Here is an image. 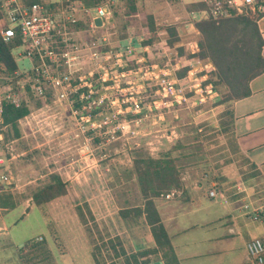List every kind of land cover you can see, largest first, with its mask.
<instances>
[{"label":"rangeland","instance_id":"rangeland-1","mask_svg":"<svg viewBox=\"0 0 264 264\" xmlns=\"http://www.w3.org/2000/svg\"><path fill=\"white\" fill-rule=\"evenodd\" d=\"M187 1L189 0H140L134 17H122L128 12L127 0H123V6H120L119 0H109L108 6L115 9V15L100 29L109 43L113 44L118 43L116 40L121 35L138 33L145 37L152 31L154 36L147 42L155 45L153 44L147 63H157L159 66L166 64L173 74L171 76L176 79L178 88L175 87L177 90L181 89L178 93L184 100L171 105L161 104L166 99L156 91L155 85L151 90H155L152 97L158 106L151 110L120 113V109L127 103L119 102L118 105L114 100L110 109L119 110L118 125L123 124L122 129L86 140L81 134H73L70 119L63 106L49 101L48 105L39 108L41 103L37 97L28 93L25 94V101L33 114L16 120L14 125L8 123L2 126L0 150L8 164L0 166V172L10 173V176L4 186L0 182V192L6 193L5 199L16 204L2 213L3 208L0 207V264H92L88 240L96 236L97 231L87 217L86 226L90 232L88 238L86 226L78 220L74 208L78 206L82 212L87 211L81 195L86 194L91 199V195L99 199L101 197L105 212L111 211L115 206L140 204L143 199L137 186L133 160L159 157L167 149L181 179V186L170 185L162 189L151 197L155 204L161 202V199H171L163 196L165 191L171 188L181 190L184 185L182 176L187 183H197V189L201 190L206 189L212 179H219L223 173V180L238 178L240 187L249 186L248 181L242 177L247 172V165L234 150L233 136L229 128L225 127L229 120L225 110L229 108L230 101L223 99L234 94V84L227 79L219 80L215 75L217 67L212 61L214 59L205 36L192 24L193 20L202 17V13L198 10L188 11ZM58 4L62 2L57 0L51 6L57 5L59 8ZM92 7V0L76 1L73 17L88 16ZM127 22L133 26L132 31H123ZM108 25L112 28H107ZM243 33L238 26L231 32L228 30L227 36L238 39L237 43L240 45L245 39ZM175 37L176 40L167 46V40ZM143 40L142 38L141 44ZM128 42L133 47L139 44L135 39ZM109 43L105 46L110 45ZM136 55L144 63L145 52ZM15 61L18 65L26 64L24 58H15ZM127 63V66L136 64L132 61ZM141 75L137 69L132 74L123 75L121 90H109L107 96L112 99H115V95L121 97L119 93L129 96L131 94L128 91L140 92L141 87L142 94L144 84L141 83ZM146 91L148 90L145 89L144 92ZM55 111L60 117L53 115ZM62 129L66 133H61ZM139 153L142 156L139 157ZM54 156H57L60 163L54 165ZM73 157L84 168L70 162V177H66L67 174L60 176L56 171L63 170V166L67 169L68 164L64 163ZM66 158L67 161L63 162ZM54 166L57 167L56 171ZM141 167H145V164L142 163ZM77 169L84 172L82 177L79 175L74 180L72 171ZM50 173L57 174L65 182V192L50 206L45 202L41 213L33 205L30 196L50 179ZM148 175L149 173L144 172L141 178ZM250 186L254 187L252 184ZM257 193L259 192L254 195ZM249 198H252L250 194ZM68 222L72 225H68ZM97 223L99 229L103 230L102 226L105 225L101 221ZM37 237H42L45 241L47 255L42 252L31 255L26 249L17 251L24 242ZM96 241H99L98 238ZM101 249L104 254L103 248ZM109 260L106 256L105 263Z\"/></svg>","mask_w":264,"mask_h":264},{"label":"built area","instance_id":"built-area-1","mask_svg":"<svg viewBox=\"0 0 264 264\" xmlns=\"http://www.w3.org/2000/svg\"><path fill=\"white\" fill-rule=\"evenodd\" d=\"M59 1L62 4H58L60 7L57 8V5L51 6L57 0H0V40L9 45L15 62L10 71H2L4 67L0 62V144L3 140L2 126H6L1 116L4 103L9 102L13 106L26 104L25 94L28 93L42 100L39 108L48 105L49 101L63 106L73 134H81L86 140L122 129L123 124L118 125L119 110L110 109L114 100L118 105L127 103L120 113L151 110L158 106L152 97L155 95V90H151L154 85L161 97L166 99L161 104L171 105L184 100L178 93L181 89L177 90L176 79L171 76L169 67L147 63L145 57L142 63L141 57L136 54L143 52L144 48L136 52L126 39L113 44L103 36L99 29L109 22V0L93 5L89 17L85 19L73 17L74 4L78 0ZM194 1L204 4L198 10L202 17L246 14L251 8L264 13V0ZM96 16L100 19L99 24L94 22ZM78 19L82 25L77 22ZM108 43L110 45L105 46ZM15 58H24L26 64L18 65ZM129 61L136 64L127 66ZM136 69L142 74V94L141 87L140 92L128 91L129 96L121 93V97L115 95V99L107 96L109 90H121L122 76L132 74ZM145 89L148 91L144 92ZM32 114L33 111L28 110L17 120ZM53 115L59 114L55 111ZM6 165V157L0 150V166ZM9 176L10 173L0 172L3 186L8 183ZM179 193V189L171 188L163 196L172 198ZM213 193V189L208 190L209 195ZM257 210L261 211L259 208L252 209L256 211L255 217ZM244 249L255 264H264V231L246 239Z\"/></svg>","mask_w":264,"mask_h":264},{"label":"crops","instance_id":"crops-1","mask_svg":"<svg viewBox=\"0 0 264 264\" xmlns=\"http://www.w3.org/2000/svg\"><path fill=\"white\" fill-rule=\"evenodd\" d=\"M119 1H121L120 6H123V0ZM138 1L140 0H127L126 11L128 12L122 17H134L137 14ZM114 11L115 9H111L110 6L109 21L110 17H114ZM256 25L262 42L260 54L264 57V13L257 18ZM107 28L112 27L108 25ZM123 29V31H132L133 26L127 22ZM121 36L117 38V42L121 39L128 41L135 39L139 42L134 47L135 51L138 52L144 48L145 58L149 59L154 43L144 41L141 44V39H145L148 35L141 37L138 33H129ZM164 66L167 65L164 64ZM248 88V94L233 99L231 107L234 137L239 153L244 158L243 162L247 165V172L242 177L243 180L248 181L249 186L240 187L238 178L223 180L225 176L223 173L219 178L220 181L217 178L212 179L210 185L201 190L197 189L199 187L197 183H187L182 176L184 185L174 199H161V202L154 203L178 264H255L247 256L244 242L249 237L264 231V69L248 81ZM60 132L66 133L64 129ZM74 146L78 147L76 144ZM74 157L64 163L68 164L67 169L63 166V170L56 171L57 167L54 166V170L60 176L67 174L66 177L69 178L70 162L84 168ZM52 161L54 165L57 162L60 163L57 156H54ZM87 161L90 162L91 159ZM78 171L79 169L72 171L74 180L78 179L79 175L82 177L84 170ZM251 184L254 187H251ZM209 189H213L212 195L208 194ZM256 192H259L257 193L259 197L254 195ZM249 194L253 201L250 200ZM91 196L92 199L86 194L81 195L94 222L98 225L97 222L101 221L110 235H117L126 252L154 248L149 225L145 222L143 215L121 218L118 213L119 206H115L111 211L107 209L109 211L105 212L101 197L100 200L99 197ZM56 200L57 197L48 202L49 206ZM244 204L247 206L245 207ZM253 208L261 210H257L256 217V211H252ZM85 216L87 217V211ZM68 225L72 224L68 222ZM159 253V250L148 253L147 255L152 256L143 264H162ZM114 260L117 264L121 257ZM91 262L94 264L92 259Z\"/></svg>","mask_w":264,"mask_h":264},{"label":"trees","instance_id":"trees-1","mask_svg":"<svg viewBox=\"0 0 264 264\" xmlns=\"http://www.w3.org/2000/svg\"><path fill=\"white\" fill-rule=\"evenodd\" d=\"M25 1L29 2L33 0ZM92 1L93 5L101 2V0ZM186 6H188L186 8L188 11H197L202 9L204 4L199 1H190ZM261 14H263L262 11L251 8L246 14H233L227 17H201L192 22L198 32L200 31L205 36L207 47L214 59L212 61L215 67H217L215 74L217 78L224 81L227 79L234 84V94L223 99L230 101L229 108L225 110L229 116V120L225 127L229 128L233 136L234 150H236L241 157L242 155L239 153L233 133L231 101L248 94V81L264 69V57L260 54L262 42L256 25V20ZM86 17H89V15H86ZM86 17L83 18L85 19ZM77 22L82 25L81 20L78 19ZM238 26L244 31L243 34L245 36V39L240 45L237 43L238 39H231L227 36L228 30L231 32ZM148 30L151 31L150 29ZM152 36H154V33L151 31L142 42L145 40L151 41ZM174 40H176V37L172 40H167L168 43H166V45L169 46ZM0 62H2L4 67L2 71H10L15 66L13 57L9 51V45L2 42V40H0ZM228 81L226 82L228 83ZM37 100L39 103L42 102L40 98H37ZM27 111L28 106L25 103L19 106H13L11 103L6 102L1 111L3 123L14 125L17 118L24 115ZM221 125L224 126L222 123ZM16 132L17 130L15 128L14 133L16 134ZM138 156L140 157L142 155L139 153ZM142 163L145 164V167H141ZM133 167L137 175V186L143 201L140 204L135 203L134 205L120 206L118 213L121 218L125 219L143 215L145 222L149 225L150 234L154 241V248L126 252L119 237L117 235H110L105 226H102L103 230L99 229V226L94 222L90 211L87 209V217L97 231V235L90 237V239L89 227L86 226L87 217L85 213L76 206L74 209L78 220L83 226H86L91 259L94 264H116L114 259L118 260V258L121 257V260L117 262L118 264H143L149 261L148 253H155L159 250L162 264H178L168 236L159 219L155 204L151 199L152 196L156 195L162 189L170 187V185L181 186V179L177 173L173 158L170 156V151L168 149L163 151L162 155L159 157H144L133 160ZM144 172L149 173V175L141 178ZM148 189L149 192L147 191ZM64 192L65 182L57 174L50 173V179L44 182L39 188L35 189L30 197L33 205L43 213L42 205L45 202L54 200ZM5 194L6 193L2 194L0 192V207L3 208L1 213L10 206H13V204H16L11 200H6ZM46 226H48L47 223ZM97 238L99 240L98 242L96 241ZM101 248H103L104 254ZM24 249L31 255L34 253L36 255L37 252H42L47 255V248L42 237L33 238L24 242L17 251L21 252ZM106 256L110 258L108 263H105ZM111 257L113 259H111Z\"/></svg>","mask_w":264,"mask_h":264},{"label":"water","instance_id":"water-1","mask_svg":"<svg viewBox=\"0 0 264 264\" xmlns=\"http://www.w3.org/2000/svg\"><path fill=\"white\" fill-rule=\"evenodd\" d=\"M94 22H95L96 24H99V23H100V19H99L98 16H96V17L94 18Z\"/></svg>","mask_w":264,"mask_h":264}]
</instances>
